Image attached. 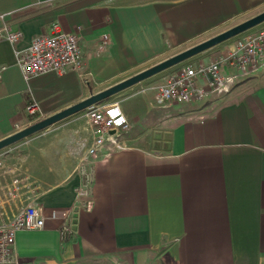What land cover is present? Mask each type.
Wrapping results in <instances>:
<instances>
[{
  "label": "crops",
  "instance_id": "crops-1",
  "mask_svg": "<svg viewBox=\"0 0 264 264\" xmlns=\"http://www.w3.org/2000/svg\"><path fill=\"white\" fill-rule=\"evenodd\" d=\"M262 11L264 0H0L3 23L22 33L15 45L0 41V140L37 122L31 101L42 120ZM55 23L79 28L84 75L25 82L15 51ZM231 39L97 104L117 103L130 128L113 135L120 148L104 146L86 165L89 211L76 202L78 166L93 141L84 113L83 126L72 119L26 140L24 158L0 178V222L28 205L46 219L16 234L19 264H264V62L246 75L224 66L235 75L227 93L155 100L167 77L227 53L239 42ZM196 85L207 91L204 80ZM14 179L24 184L11 199ZM67 208L73 234L62 240V222L49 215Z\"/></svg>",
  "mask_w": 264,
  "mask_h": 264
},
{
  "label": "built area",
  "instance_id": "built-area-1",
  "mask_svg": "<svg viewBox=\"0 0 264 264\" xmlns=\"http://www.w3.org/2000/svg\"><path fill=\"white\" fill-rule=\"evenodd\" d=\"M7 15H0L2 23ZM78 32L79 28L75 33L63 32L55 23L50 26L48 34L32 38L25 50H16V64L21 70L23 80L28 82L34 77L46 74L64 76L69 71H74L79 76L84 75L81 71L82 55L78 45L80 39ZM21 36L20 31H14L4 23L0 28V41L15 45L20 41ZM101 41L100 48L106 44L107 36H102ZM262 62H264V27L245 36L227 53L211 58L209 63L187 65L167 77L157 88L155 100L157 103L185 104L202 101L209 93L215 95L227 93L230 85L234 83L235 75L223 74L224 66L246 75L254 71ZM4 69L0 67V75ZM199 79L206 82L207 91L196 85ZM26 109L28 115L35 121L40 120V110L35 102L31 101ZM84 117L92 131L93 141L78 166L81 185L76 190V202L83 210L89 211L93 206L91 199L93 172L92 167L87 168L86 165L93 163L102 147L107 146L111 150L120 148L113 135L116 132L127 131L130 127L117 103L92 105L85 109ZM23 184V180L14 179L7 196L11 199L15 198L19 186ZM1 208L0 205V211ZM70 213L71 210L68 208L54 209L49 215L51 220L62 222L59 229L62 240H68L73 234L69 220ZM45 219L42 208L28 205L19 210L10 221L1 220L0 264H19L14 248L16 234L43 229Z\"/></svg>",
  "mask_w": 264,
  "mask_h": 264
},
{
  "label": "water",
  "instance_id": "water-1",
  "mask_svg": "<svg viewBox=\"0 0 264 264\" xmlns=\"http://www.w3.org/2000/svg\"><path fill=\"white\" fill-rule=\"evenodd\" d=\"M264 24V11L257 15L193 46L190 47L174 56H171L158 64H155L105 90H102L96 94H90L84 100L62 110L53 115H50L42 120L32 123L24 129L0 140V150L13 145L23 139H26L40 131H43L60 121L69 118L81 111H84L92 105L99 104L108 98L116 95L117 93L130 88L146 79L153 77L167 69H170L178 64H181L188 59L207 51L231 38H234L254 27Z\"/></svg>",
  "mask_w": 264,
  "mask_h": 264
},
{
  "label": "rangeland",
  "instance_id": "rangeland-1",
  "mask_svg": "<svg viewBox=\"0 0 264 264\" xmlns=\"http://www.w3.org/2000/svg\"><path fill=\"white\" fill-rule=\"evenodd\" d=\"M256 15H257V13H256ZM249 19V18H248ZM243 22V21H242ZM239 24V23H238ZM235 25H237V24H235ZM235 25H233V26H235ZM262 25V24H261ZM261 25H259V26H261ZM232 26V27H233ZM259 26H257V27H254V28H252V29H250V30H248V31H246V32H244V33H242V34H240V35H238V36H236V37H234L233 39H238V41L240 40L239 38H243L244 36H247V35H250V34H252V33H254L256 30H257V28L259 27ZM232 40V39H231ZM181 65V64H180ZM179 64L178 65H176L177 67L176 68H179V66H180ZM175 67V66H174ZM168 70V69H167ZM171 70H173V69H171ZM170 72L171 71H168V72H166V71H163V73L161 72V73H159V74H157V75H154V76H158V77H160V76H163V75H168V74H170ZM161 74V75H160ZM157 77V78H158ZM159 87V85L158 86H156V90H157V88ZM105 102H107V101H105ZM174 104V103H173ZM83 111H81V112H79V113H77V114H75V116H73V117H69V119L67 118V119H65V120H63V121H61V122H59V123H57V125H55V127L56 126H58L59 124H63L64 122H69V120H72V119H77V120H79V122H80V125L81 126H83V124H84V122H83ZM50 128V127H49ZM44 133V131H40V132H38V133H36V134H34V135H32V136H30V137H28V138H31V137H33V136H36V135H43V133ZM28 138H26V139H23V140H21V141H19V142H17V143H15V144H18L17 146L16 145H11V146H9V147H7V148H5L4 150H2V151H0V178H4V176H3V174H4V170L8 167V162L10 161V160H14L15 158H24V156L22 155V152H24L25 151V146L22 148V146L23 145H25L26 144V140L28 139ZM22 148V149H21ZM20 152V153H19ZM34 188H32V191L34 192V190H33Z\"/></svg>",
  "mask_w": 264,
  "mask_h": 264
},
{
  "label": "snow or ice",
  "instance_id": "snow-or-ice-1",
  "mask_svg": "<svg viewBox=\"0 0 264 264\" xmlns=\"http://www.w3.org/2000/svg\"><path fill=\"white\" fill-rule=\"evenodd\" d=\"M119 122V121H118Z\"/></svg>",
  "mask_w": 264,
  "mask_h": 264
}]
</instances>
